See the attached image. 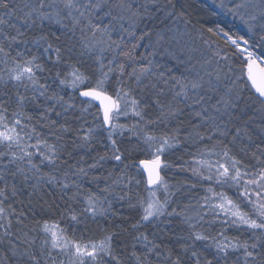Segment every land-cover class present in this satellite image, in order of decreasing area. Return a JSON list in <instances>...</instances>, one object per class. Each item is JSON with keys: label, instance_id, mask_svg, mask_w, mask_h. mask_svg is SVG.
<instances>
[{"label": "snow or ice", "instance_id": "6c2138e0", "mask_svg": "<svg viewBox=\"0 0 264 264\" xmlns=\"http://www.w3.org/2000/svg\"><path fill=\"white\" fill-rule=\"evenodd\" d=\"M0 264H264V0H0Z\"/></svg>", "mask_w": 264, "mask_h": 264}, {"label": "trees", "instance_id": "16d2710c", "mask_svg": "<svg viewBox=\"0 0 264 264\" xmlns=\"http://www.w3.org/2000/svg\"><path fill=\"white\" fill-rule=\"evenodd\" d=\"M236 24H237V26L239 27V24L236 22ZM173 159H175L174 157H173ZM170 175H172V173H170ZM186 176H190V174H188V173H181V174H179V175H176L175 177H174V179H184ZM231 194V193H230Z\"/></svg>", "mask_w": 264, "mask_h": 264}, {"label": "rangeland", "instance_id": "374dc122", "mask_svg": "<svg viewBox=\"0 0 264 264\" xmlns=\"http://www.w3.org/2000/svg\"><path fill=\"white\" fill-rule=\"evenodd\" d=\"M230 19V18H229ZM238 23V22H237Z\"/></svg>", "mask_w": 264, "mask_h": 264}]
</instances>
